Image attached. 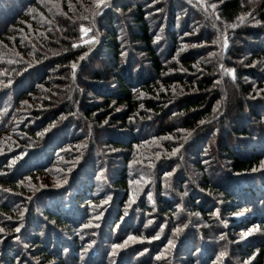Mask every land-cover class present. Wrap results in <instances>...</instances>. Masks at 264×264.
<instances>
[{"label": "trees", "instance_id": "1", "mask_svg": "<svg viewBox=\"0 0 264 264\" xmlns=\"http://www.w3.org/2000/svg\"><path fill=\"white\" fill-rule=\"evenodd\" d=\"M62 1L0 0V264H264V0Z\"/></svg>", "mask_w": 264, "mask_h": 264}, {"label": "rangeland", "instance_id": "2", "mask_svg": "<svg viewBox=\"0 0 264 264\" xmlns=\"http://www.w3.org/2000/svg\"><path fill=\"white\" fill-rule=\"evenodd\" d=\"M51 2H57V0H50ZM65 1H67L69 4H71V5H74V4H76V3H84V4H87V5H89L91 2H94V0H63L62 2L64 3ZM87 1H90V2H87ZM93 4V3H92ZM64 6H67V5H65L64 4ZM83 26V25H82ZM84 27V26H83ZM16 115H17V113L14 115V117H12V119H11V122H9L10 123V125L7 127V130L5 131V132H3V133H1L0 135V138L1 137H8V139H10V138H13L14 136H15V134L17 133V131H16V126H17V124L20 122V120H23L24 119V116H19V117H16ZM101 179H102V181H101ZM101 179H99V183L101 184V185H99V187H100V189H102V188H104L105 186H102L103 185V178H101ZM141 179H142V177H141ZM141 181V180H140ZM140 181H138L137 182V185H136V187L140 184ZM2 198V197H1ZM109 198V197H108ZM148 201H149V205H154V199H153V197L151 196V197H148ZM107 204H108V202L107 203H102L101 204V206H98L96 209H95V213L92 215V217H91V224H92V226H89V227H87V228H85V229H83V230H81L80 232H79V235L80 236H82L83 234H87V236L88 235H91L93 232H96L97 231V229L99 228V227H101L102 226V224L104 225V228L108 225V222H105L106 220H104V221H102L101 220V218L103 217V212L105 211V209H107ZM236 213H243L242 215H236ZM182 214V213H181ZM251 213H249V212H247L246 210H244V209H240V210H236V211H233V212H231V214H230V218H231V221H229L228 223L229 224H231L232 223V221L233 220H235V221H233V222H237V223H240L241 221H243L246 217H248L249 215H250ZM187 223H189V224H194L195 226H197V227H200L201 228V226L202 227H204L205 228V230L206 231H208V226L210 225V224H208L207 226L205 225V223H203V221H201L200 219H201V215L200 214H198V213H196V212H191V211H188L187 212ZM136 220H138V217L136 216V218H135ZM108 220V219H107ZM103 222H105V223H103ZM236 224V223H235ZM133 227H135V226H137V225H135V224H133L132 225ZM144 226V225H143ZM218 226H219V224H218ZM230 226V225H229ZM210 228V227H209ZM253 228H256V226H252L251 228H247V229H241V230H237V229H235L234 227H233V230L234 231H232V236H234V238H236L237 240H239V241H241V242H243V241H246V240H252V239H254V236L256 235V234H259L258 232L259 231H252L250 234H248V235H245V233L246 232H248L249 230H251V229H253ZM85 230V231H84ZM32 233H33V231H31ZM17 239H18V237H16ZM202 238H203V236H202ZM204 240H206L207 242H211L210 244H212V245H214V246H216V245H218V248L220 247V241H219V237L215 234V233H213V239H207L206 238V236L203 238ZM21 240V239H20ZM23 240V239H22ZM147 240H149V241H151L150 243H151V245L150 246H152V245H155V242H153L155 239H152V238H150V239H144V238H139V237H137V239H135V240H129L128 242H127V244L128 243H131V244H133V243H136V241H138L137 243H139V242H147ZM224 240V239H223ZM223 242H225V241H222V239H221V243L223 244ZM107 244H111V242H107ZM91 245H88L87 246V248H89ZM112 246V252H110L109 253V255L107 256V259L109 258V259H112V256H110L111 254L113 255V257H114V255H116V253L118 252V249H116L115 250V254H113V244L111 245ZM126 246H128V245H126ZM182 247V245L181 244H177L176 245V247H173V249L171 250L170 249V247L169 248H165L164 250H163V252H161V253H158V255H156L157 256V258H155V260L157 259V261H156V264H171L173 261H175V262H180L181 261V257H184V254L186 255V257L187 256H189V254H186V252H184L183 251V247ZM179 247L181 248L179 251H178V249H179ZM197 247V246H196ZM29 249L31 248V247H28ZM221 248V247H220ZM32 250H33V248H32ZM88 250V249H87ZM194 250H196V249H194ZM228 250H230L229 248H228ZM228 250H226V251H228ZM87 252V251H86ZM196 251H194V253H195ZM214 252H217V250H215ZM139 253L140 252H135V256L136 255H139ZM197 253V252H196ZM84 255H86V254H84ZM83 255V256H84ZM159 257V258H158ZM229 257H230V255H229ZM174 258H175V260H174ZM163 259V260H162ZM239 261H240V259H238V260H236V262H234L233 264H239ZM207 264H223L222 263V259H221V257H220V259H217V261H215V262H211V263H207ZM229 264H231V262L229 263Z\"/></svg>", "mask_w": 264, "mask_h": 264}, {"label": "snow or ice", "instance_id": "3", "mask_svg": "<svg viewBox=\"0 0 264 264\" xmlns=\"http://www.w3.org/2000/svg\"><path fill=\"white\" fill-rule=\"evenodd\" d=\"M94 3H95V5H96V9H100V8H102V7H107V6H108L107 0H94ZM70 6H71V5H70ZM212 7H215V6L213 5ZM248 15L250 16L251 13H248ZM239 19H240L241 21H243L244 17L241 16V17H239ZM257 23H259V22L257 21ZM81 31L87 33V32H89V31H91V29H87V28H84L83 26H81ZM157 39H159V37H157ZM83 42H84V43H89V44H91V43H95V42H96L95 35H93L92 38H91L90 40H84ZM78 46H79L78 44H74V45H73V47H78ZM122 55H123V53H122ZM209 55H213V54L210 53ZM82 58H83V57H81V59H82ZM76 66H77V65H76L75 62H73L72 65H71V67H72L73 69H75ZM221 68L223 69V65H221ZM224 71H225V73H227L228 71H231V72H233V74H234V69H233V70L224 69ZM233 78H234V76H233ZM9 83H11V81H9ZM218 83H219V82H218ZM200 123H201V124H204L205 121L202 120V121H200ZM53 126H54V125H53ZM47 131H48V129H44L43 132L37 133V135H38V136H42V135L44 134V132H47ZM181 131H183V130H181ZM168 138H171V137H168ZM81 146H83V145H81ZM181 147H182V146H181ZM177 151H179V148L174 149V150H173V154H175ZM12 163H15V160L12 161ZM262 167H264V165H262ZM69 171H71V168H69ZM0 174H3V173H0ZM171 174H172V173H166V175H171ZM29 179H31V178H29ZM65 182H66V181H65ZM20 183L23 184V181H20ZM133 183L135 184V183H137V181H133ZM6 191H7V190H6ZM149 197H151V194H150V193H149ZM29 199H31V197H30ZM108 199H110V197H109ZM102 203H107V200L103 201ZM216 214H217V215L219 214V211H218V210H217V213H216ZM242 214H243V213H236V215H238V216H239V215H242ZM21 216H23V213H21ZM148 223L151 224L152 221L149 220ZM89 226H91V223H89V224H85V225H84V227H89ZM186 226H187V225H184V227H186ZM258 230H259L258 227L253 228V229L249 230L248 232H246L245 235L250 234L252 231H258ZM2 231H4V229H3V228H0V232H2ZM15 231H17V232L20 231V228H19V227L15 228ZM181 231H182V228H181V227H177V228L173 229V233H174V235L177 234V233H179V232H181ZM135 239H137V237H134V236H130V237H128V240H135ZM152 239H158V236H154V237H152ZM92 243H95V241H92ZM126 245H127V241H125L124 243H121V244H116V245H114V246H113V254H115V250H116V249H120V248L126 247ZM168 246H169V247H174L173 240H169V241H168ZM85 251H87V249H85ZM219 255H220V257H224L225 255H227V253H226V251H221V252L219 253ZM158 258H159V257H158ZM245 264H248V262H245Z\"/></svg>", "mask_w": 264, "mask_h": 264}]
</instances>
